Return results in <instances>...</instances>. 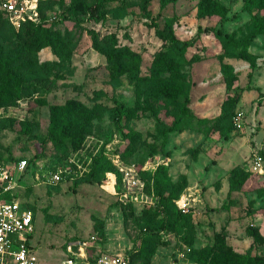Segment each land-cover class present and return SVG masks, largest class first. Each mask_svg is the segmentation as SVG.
I'll list each match as a JSON object with an SVG mask.
<instances>
[{"label": "rangeland", "instance_id": "rangeland-1", "mask_svg": "<svg viewBox=\"0 0 264 264\" xmlns=\"http://www.w3.org/2000/svg\"><path fill=\"white\" fill-rule=\"evenodd\" d=\"M36 4L0 18V64L22 89L0 98V158L36 162L20 191L37 261L94 237L93 258L264 264V0ZM98 4L106 21L90 17ZM223 18L230 41L206 30Z\"/></svg>", "mask_w": 264, "mask_h": 264}, {"label": "built area", "instance_id": "built-area-1", "mask_svg": "<svg viewBox=\"0 0 264 264\" xmlns=\"http://www.w3.org/2000/svg\"><path fill=\"white\" fill-rule=\"evenodd\" d=\"M36 0H0V10L12 22L26 20L27 11L35 10ZM263 149H259L256 167L264 171ZM259 153V154H258ZM29 160L21 158L18 162H7L0 158V264H42L37 261L33 244L35 233V213L23 205L17 197L21 188V177L26 172ZM53 180L60 178L54 173ZM137 199V197H136ZM94 237L70 241L64 250V259L58 264H131L127 254L102 255L91 257L89 248Z\"/></svg>", "mask_w": 264, "mask_h": 264}, {"label": "trees", "instance_id": "trees-1", "mask_svg": "<svg viewBox=\"0 0 264 264\" xmlns=\"http://www.w3.org/2000/svg\"><path fill=\"white\" fill-rule=\"evenodd\" d=\"M100 7H102V4H98L96 5L95 9L91 11V15L90 17L92 19H94L95 21H106L107 17L105 15V13H103L102 11H100ZM7 15L5 14L4 11L0 10V18H6ZM9 19V17H7ZM228 19L223 18L221 21V26L219 28H207L206 30H212L215 34H217L220 37H224L226 38L228 41L231 40V36L225 31L224 29V24ZM31 25L33 26V28L35 29V31L37 32H41V26L39 24H35L33 23V21H31ZM200 30H202L200 28ZM170 40L172 42L173 47L180 53H184L187 51V49L193 45V40H185V41H180L178 39H176L173 36H170ZM0 54H2L0 52ZM4 62H1L0 64V98H7L9 100H12L16 97V93L15 91H22L20 84L17 83V85L12 86V78L14 77L13 74H11V67L8 61L5 62V64H3ZM3 65H5L6 69H3ZM125 104H121L118 103V108L119 111L122 112L123 109H125ZM182 118L179 119L178 122H181ZM178 124V123H177ZM55 137V136H53ZM262 154L264 155V152H262ZM7 162H15L13 160H9ZM28 166L27 169H33L34 170V165H35V161H30L28 162ZM98 159L95 160V164L93 166V169L91 170V173L88 177V181L89 182H93L95 179H97L98 177ZM165 167L164 165H160L159 168L157 169L156 174L153 176L154 179V185H155V190L157 192V194L161 197H163V188H162V180L159 177V175H157V173H160L162 171H164ZM17 197L21 198L23 205L30 208L22 199V195H21V191L18 192ZM34 211V209H32ZM35 213V211H34ZM37 229V217H36V213H35V232ZM34 237H35V233L33 235V244L36 247V244L34 242ZM130 263L133 264L132 258L130 257ZM245 264H251V263H245Z\"/></svg>", "mask_w": 264, "mask_h": 264}]
</instances>
